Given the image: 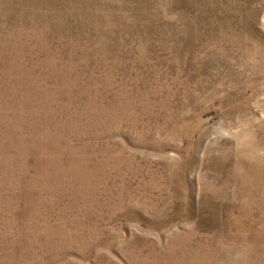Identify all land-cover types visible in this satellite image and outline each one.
Listing matches in <instances>:
<instances>
[{
  "label": "rangeland",
  "instance_id": "374dc122",
  "mask_svg": "<svg viewBox=\"0 0 264 264\" xmlns=\"http://www.w3.org/2000/svg\"><path fill=\"white\" fill-rule=\"evenodd\" d=\"M0 264H264V0H0Z\"/></svg>",
  "mask_w": 264,
  "mask_h": 264
}]
</instances>
